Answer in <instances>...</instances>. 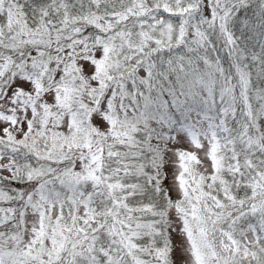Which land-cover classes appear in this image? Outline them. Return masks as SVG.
I'll list each match as a JSON object with an SVG mask.
<instances>
[{"label":"snow or ice","instance_id":"obj_1","mask_svg":"<svg viewBox=\"0 0 264 264\" xmlns=\"http://www.w3.org/2000/svg\"><path fill=\"white\" fill-rule=\"evenodd\" d=\"M0 264H264V0H0Z\"/></svg>","mask_w":264,"mask_h":264}]
</instances>
